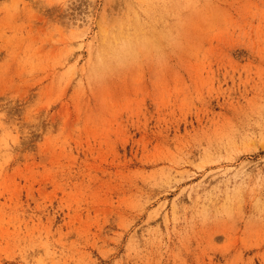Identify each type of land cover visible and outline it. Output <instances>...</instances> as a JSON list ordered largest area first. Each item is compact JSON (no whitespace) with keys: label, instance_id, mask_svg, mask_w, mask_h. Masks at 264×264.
<instances>
[{"label":"rangeland","instance_id":"374dc122","mask_svg":"<svg viewBox=\"0 0 264 264\" xmlns=\"http://www.w3.org/2000/svg\"><path fill=\"white\" fill-rule=\"evenodd\" d=\"M0 264H264V0H0Z\"/></svg>","mask_w":264,"mask_h":264}]
</instances>
